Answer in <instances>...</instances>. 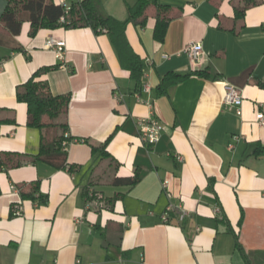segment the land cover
Listing matches in <instances>:
<instances>
[{
  "label": "crops",
  "instance_id": "crops-1",
  "mask_svg": "<svg viewBox=\"0 0 264 264\" xmlns=\"http://www.w3.org/2000/svg\"><path fill=\"white\" fill-rule=\"evenodd\" d=\"M133 2L102 0L101 12L124 20ZM158 2L171 16L163 41L154 11L144 25L126 26L143 62L140 82L106 30L43 28L31 36L25 22L15 36L0 22V152L39 151L40 132L27 125L17 88L43 66H54L45 75L51 91L71 95L74 138L73 171L42 161L0 166V264H264V155L254 153L264 145V0L237 21L230 0ZM50 36L65 41L67 67L46 48ZM190 43L200 44L196 61L185 52ZM203 69L219 77L158 88L169 72ZM227 84L242 93L240 114L223 104ZM150 116L164 126L152 145L138 124ZM109 137L111 156L94 153ZM135 174L133 185L112 183ZM85 187L106 203L86 198ZM170 204L189 216L179 220L176 209L164 222Z\"/></svg>",
  "mask_w": 264,
  "mask_h": 264
},
{
  "label": "trees",
  "instance_id": "trees-1",
  "mask_svg": "<svg viewBox=\"0 0 264 264\" xmlns=\"http://www.w3.org/2000/svg\"><path fill=\"white\" fill-rule=\"evenodd\" d=\"M263 0H230L234 9L235 21L243 19L247 10L259 5ZM102 0H72V8L66 20L60 19L65 15L64 9L58 0H7L6 7L0 16V22L5 26L11 35H18L25 22L30 23L29 34L35 36L40 29H55L58 27L78 28L91 27L95 31L106 30L115 46L123 66L128 69L131 76L140 82L143 73V62L131 47L127 36L126 26L129 22L137 25H144L147 22L151 11L156 17L154 30L155 38L163 41L171 20L168 7L159 4L158 0H134L127 5L128 16L121 20L113 15H105L101 12ZM235 29V28H234ZM0 42L3 37L0 36ZM20 50V48H16ZM54 66H43L35 70L27 81L17 88V100L27 105V125L40 132V148L36 154L19 152H0V166L16 167L25 162H45L58 169L74 170V165L69 163L67 146L65 142L74 140L68 134V108L71 100L69 93L54 94L49 86L45 75ZM191 75L200 77H211L216 79L218 74H211L209 69L194 70L188 74H177L169 72L160 82L159 90H166ZM264 85V82H261ZM111 137L99 146L92 145L94 153L100 152L102 157H110L107 146ZM256 155H264V145L259 144L255 149ZM140 179L139 174L132 177H115L112 180L114 185H133ZM90 192L93 196H89ZM31 196H34L31 193ZM84 195L89 200L97 198L101 193L84 188ZM24 196V195H23ZM25 197V196H24ZM41 195V199L45 200ZM106 203L103 196L100 204ZM16 211H14V215Z\"/></svg>",
  "mask_w": 264,
  "mask_h": 264
},
{
  "label": "built area",
  "instance_id": "built-area-1",
  "mask_svg": "<svg viewBox=\"0 0 264 264\" xmlns=\"http://www.w3.org/2000/svg\"><path fill=\"white\" fill-rule=\"evenodd\" d=\"M59 3L62 5L65 15H63L60 19L61 22L66 20V15L69 14L72 8V1L70 0H58ZM46 48L51 49L55 52V55L57 59L61 62V65L64 67H67L65 63V51H66V43L63 40L57 39L53 36H50L45 43ZM186 54L189 56V58L193 61L198 60L201 57V47L199 43H190L187 45L185 49ZM2 66V61H0V68ZM143 89L150 90L149 85H144ZM138 96V95H137ZM115 97L121 98L122 94L119 92H115ZM139 97V96H138ZM242 93L239 89H237L235 86L227 84L225 86V95L223 99V104L227 109H234L236 108V111L238 114L241 113V103H242ZM258 122L260 125L264 126V113L263 111L258 112ZM139 137L140 139L149 145L155 144L158 142L162 136L164 126L159 121L158 118L154 116L150 117H143L139 119ZM66 145H68V142H65ZM180 160H183V157H179ZM164 186L168 185V181H163ZM13 188L16 189V186H13ZM89 196H93V193L90 192ZM100 198L99 195L97 198H93L92 202H94L96 205L100 204ZM178 209V215L179 220H184L185 217L189 216V212L185 210L182 207H175L174 205L170 204L166 212L163 214L162 219L164 222L169 221V213L173 210ZM16 214H20V210L16 211ZM77 264H81L80 260H77Z\"/></svg>",
  "mask_w": 264,
  "mask_h": 264
},
{
  "label": "rangeland",
  "instance_id": "rangeland-1",
  "mask_svg": "<svg viewBox=\"0 0 264 264\" xmlns=\"http://www.w3.org/2000/svg\"><path fill=\"white\" fill-rule=\"evenodd\" d=\"M236 1H243V0H236ZM2 0H0V4H1Z\"/></svg>",
  "mask_w": 264,
  "mask_h": 264
}]
</instances>
